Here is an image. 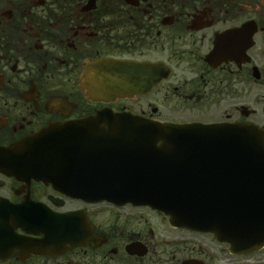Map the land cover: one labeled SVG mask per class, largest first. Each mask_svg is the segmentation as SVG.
Returning a JSON list of instances; mask_svg holds the SVG:
<instances>
[{
    "label": "flooded vegetation",
    "instance_id": "1",
    "mask_svg": "<svg viewBox=\"0 0 264 264\" xmlns=\"http://www.w3.org/2000/svg\"><path fill=\"white\" fill-rule=\"evenodd\" d=\"M97 58L135 62L126 74L153 84L91 98L97 73L84 65ZM99 111L264 125V0H0V264H264V243L233 252L149 206L73 195L72 183L46 182V164H20L46 155V126Z\"/></svg>",
    "mask_w": 264,
    "mask_h": 264
},
{
    "label": "water",
    "instance_id": "2",
    "mask_svg": "<svg viewBox=\"0 0 264 264\" xmlns=\"http://www.w3.org/2000/svg\"><path fill=\"white\" fill-rule=\"evenodd\" d=\"M93 67L105 86L113 78L115 93L123 91L124 87L116 88L122 84L123 62L99 59ZM131 81L134 91L144 86L142 81ZM89 90L94 95L107 93L100 87ZM132 118L140 122L124 121ZM138 125L147 127L141 138L129 133ZM38 149V159L42 164L46 159L50 167L46 171L50 182H75V172L64 167L104 166L101 171L82 172L88 176L84 182L95 187L70 189L148 204L168 214L172 223L211 231L237 249L264 243V126L174 124L99 111L47 126L46 155L44 148Z\"/></svg>",
    "mask_w": 264,
    "mask_h": 264
},
{
    "label": "rangeland",
    "instance_id": "3",
    "mask_svg": "<svg viewBox=\"0 0 264 264\" xmlns=\"http://www.w3.org/2000/svg\"><path fill=\"white\" fill-rule=\"evenodd\" d=\"M147 110H148V109H147ZM167 112H168V109L159 110L158 112L156 111V115H161V117H159V118H164V117H166L165 115L167 114ZM262 112H263V111L259 110V114H258L259 118L262 117V115H261ZM164 114H165V115H164ZM156 115H155V116H156ZM182 118L187 119L188 117L186 118V116H184V117H182ZM164 121H169V120H164ZM170 122H172V121H170Z\"/></svg>",
    "mask_w": 264,
    "mask_h": 264
}]
</instances>
